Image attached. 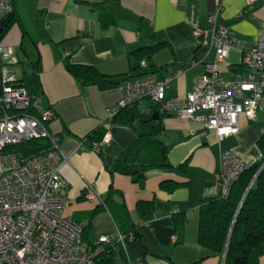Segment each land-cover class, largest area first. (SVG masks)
Listing matches in <instances>:
<instances>
[{"label":"crops","instance_id":"obj_1","mask_svg":"<svg viewBox=\"0 0 264 264\" xmlns=\"http://www.w3.org/2000/svg\"><path fill=\"white\" fill-rule=\"evenodd\" d=\"M247 0H15V21L2 41L18 59L11 69L19 79L23 66L38 64L44 94L41 110L50 109L47 123L62 152L61 172L69 182L64 213L81 224L90 222L88 242L100 236H115L117 226L99 200L84 193L88 183L100 196L110 187L121 191L129 209L136 235L115 255L118 264H223V255H213L198 242L200 202L220 191L217 173L221 152L230 149L248 165L259 160L257 140L264 132V109L254 119H239L238 133L219 140L214 130H205L198 120H188L175 112L162 117L161 139L168 147V162L175 169L146 167L148 154L142 145L133 156L119 161L140 130L132 125L109 121L108 108L121 97L119 84L102 89L83 86L70 73L67 63L90 65L109 77L155 72L166 77L182 70L166 89V96L185 97L204 72L211 40L209 17L231 36L252 45L264 32V0L248 5ZM205 29L198 37L196 26ZM166 42L167 46L141 66L133 52L147 45ZM224 77L232 79L245 70L242 54L231 49L219 64ZM18 69V71H17ZM119 83L122 77H116ZM150 112L148 100L137 102ZM160 110V109H159ZM162 112V111H160ZM164 113V112H162ZM103 129L110 140L96 152L89 134ZM188 161L186 173L178 171ZM144 172L143 183L137 180ZM164 180L186 182L172 191L161 187ZM154 201L155 211L145 217L138 209L141 201ZM93 214V215H91ZM183 214L185 221L176 224ZM258 264H264V255Z\"/></svg>","mask_w":264,"mask_h":264},{"label":"built area","instance_id":"obj_2","mask_svg":"<svg viewBox=\"0 0 264 264\" xmlns=\"http://www.w3.org/2000/svg\"><path fill=\"white\" fill-rule=\"evenodd\" d=\"M255 1L246 2L250 5ZM14 12L15 0H0V32ZM209 21L212 35L208 52L213 51L214 57L205 62L204 72L193 89L185 97L166 96L169 82L182 73L180 69L166 77L154 72L130 75L119 83L121 97L108 108L109 121L123 108L141 100L157 105L164 113L175 112L185 119L200 121L205 130H214L219 140L239 132L241 116L254 119L264 109V32H259L254 44L246 45L217 23V14L210 15ZM194 32L202 37L205 29L198 25ZM231 49L241 52L245 70L226 79L219 64ZM16 63L15 52L1 40L0 264H98V255L105 246L127 253L133 234L127 240L117 229L114 237L104 234L91 247L82 239L83 224L64 213L69 182L61 172L62 152L47 127L53 112L41 110L42 97L30 94L20 84L11 69ZM147 64L146 60L141 61V66ZM33 138L49 139V148L29 157L11 149ZM109 140L110 134L106 133L92 148L101 153ZM220 159L217 179L221 193L227 195L249 165L230 149L223 150ZM84 196L91 201L101 200L90 183ZM126 264L134 263L128 260Z\"/></svg>","mask_w":264,"mask_h":264},{"label":"trees","instance_id":"obj_3","mask_svg":"<svg viewBox=\"0 0 264 264\" xmlns=\"http://www.w3.org/2000/svg\"><path fill=\"white\" fill-rule=\"evenodd\" d=\"M15 16L14 12L7 18L4 28L0 32V41L14 23ZM166 46V42H158L137 49L133 54L139 60L145 59L147 62H151L155 54ZM67 68L81 85H97L102 89L117 86L119 80H116V77L123 76L125 79L130 76L126 74L109 77L93 66L72 62L67 63ZM19 82L27 88L30 94L43 96L44 90L38 64L24 65L23 77L19 79ZM35 113L38 112L35 111ZM153 113L158 114L159 118L151 119ZM164 114L160 112L157 105H153L150 112H143L138 108L136 102L123 108L113 118L115 123L132 125L134 122H138L140 126L138 137L122 152L119 161H125L133 156L136 148L142 145L148 154V164L145 168L157 166L162 169H175L168 162V147L161 139ZM103 135L104 130L97 129L89 134L87 139L92 142L99 141ZM257 145L262 158L254 165H249L240 174L239 178L232 183L229 193L223 195L219 191L218 195L206 197L200 202L198 242L213 255L222 256L227 251L224 264H258L261 256L264 255V132L258 138ZM49 146V139L33 138L13 145L11 149L18 152L22 157H29L45 151ZM187 167L188 161L186 160L179 166L178 171L186 173ZM137 174V180L142 184L145 177L144 172L139 171ZM254 177L255 180L248 190ZM185 184L186 182L176 180H164L161 182V187L167 191H172ZM100 202L110 212L117 229L125 235L127 240L131 234L136 235L135 224L131 221L129 209L121 191L110 187L107 195L101 196ZM138 209L145 217L153 213L156 207L154 201L150 200L139 202ZM184 221L183 214L175 219L176 224ZM89 231L90 222L83 224L82 239L93 247L96 243L88 242ZM119 250L114 246H105L98 255L100 258L98 264H118L115 255Z\"/></svg>","mask_w":264,"mask_h":264},{"label":"water","instance_id":"obj_4","mask_svg":"<svg viewBox=\"0 0 264 264\" xmlns=\"http://www.w3.org/2000/svg\"><path fill=\"white\" fill-rule=\"evenodd\" d=\"M159 118V115L158 114H156V113H153V115L151 116V119H158ZM257 176V175H256ZM255 176V177H256ZM255 177L253 178V180L251 181V183H250V185H249V187H248V190H249V188L252 186V184H253V182H254V180H255ZM247 190V191H248ZM226 252L227 251H225V253H224V255H223V261L225 262V258H226ZM224 262H223V264H224Z\"/></svg>","mask_w":264,"mask_h":264},{"label":"rangeland","instance_id":"obj_5","mask_svg":"<svg viewBox=\"0 0 264 264\" xmlns=\"http://www.w3.org/2000/svg\"><path fill=\"white\" fill-rule=\"evenodd\" d=\"M17 71H18V69H17Z\"/></svg>","mask_w":264,"mask_h":264}]
</instances>
